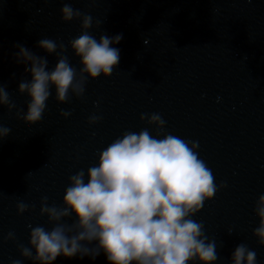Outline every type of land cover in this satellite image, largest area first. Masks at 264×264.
I'll return each mask as SVG.
<instances>
[{
	"label": "clouds",
	"instance_id": "obj_1",
	"mask_svg": "<svg viewBox=\"0 0 264 264\" xmlns=\"http://www.w3.org/2000/svg\"><path fill=\"white\" fill-rule=\"evenodd\" d=\"M60 12L64 22L80 19L82 31L67 46L50 38L38 41L39 48L57 57L52 70H48L46 56L15 45L16 62L29 65L25 72L31 74V80L22 79L18 85L19 93L30 98L27 111L16 113L28 124L43 119L53 87L57 103L68 102L70 93L81 98L89 78L110 77L120 63V50L112 45L118 44L123 34H101L97 40L89 32L92 15L69 3ZM102 23L96 20L95 27L98 29ZM68 47L79 58V72L66 54ZM3 106L9 112L16 108L10 92L0 82V107ZM94 106L98 108L99 101ZM71 114L60 110L64 118ZM101 119L93 113L88 123L93 125ZM140 119L155 126V136L148 128L123 132L98 152V163L90 166L87 174L80 169L69 176L62 205H50L48 196L41 198L40 216H47L52 227L28 224V245L17 244L21 257L34 264H53L61 255L95 259L101 252L109 264H213L219 259L217 240L209 239L204 223L193 218L218 191L215 175L197 151L199 141L166 132V121L159 113H142ZM10 133L11 128L0 123V141ZM226 186L222 181L219 188ZM2 196L0 192V199ZM30 207L34 209L35 204L17 202V214ZM254 211L259 224L253 236L258 245L264 246V194L258 197ZM227 232L231 235L234 229L230 227ZM5 239L15 240V233L9 231L7 237H0V245ZM231 259L232 264H257V252L240 243ZM11 264L22 261L12 259Z\"/></svg>",
	"mask_w": 264,
	"mask_h": 264
}]
</instances>
